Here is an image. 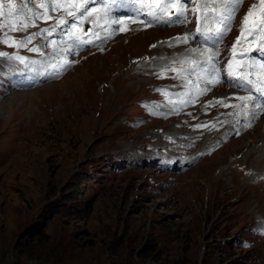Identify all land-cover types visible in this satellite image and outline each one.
<instances>
[{
    "label": "rangeland",
    "instance_id": "obj_1",
    "mask_svg": "<svg viewBox=\"0 0 264 264\" xmlns=\"http://www.w3.org/2000/svg\"><path fill=\"white\" fill-rule=\"evenodd\" d=\"M176 33L128 34L0 102V264H264V120L185 174L130 165L174 128L146 119L135 61Z\"/></svg>",
    "mask_w": 264,
    "mask_h": 264
},
{
    "label": "snow or ice",
    "instance_id": "obj_2",
    "mask_svg": "<svg viewBox=\"0 0 264 264\" xmlns=\"http://www.w3.org/2000/svg\"><path fill=\"white\" fill-rule=\"evenodd\" d=\"M264 3V0H261ZM30 4H35L34 10L29 7ZM193 0H160L159 3H154L153 0H43L37 3L36 0H23L22 5L17 11H12L15 8L12 0H8V19L15 18L19 23L16 25L0 24V44H5L7 47L13 48L15 54L7 52H0V63L8 65L9 71L12 66L23 65L25 71H33L38 75H44L43 72L38 71V68H43L45 65L51 68L58 76L63 70L71 66L67 55H76L79 49L84 44L93 43L91 38L85 39L79 35L74 34V30L83 22L93 24L98 30H103L104 27L118 25L124 19L135 20L140 19L145 27H152L155 25H187L189 23V15H195L196 8H191ZM243 4V0H201L199 7L203 9L200 13V19L203 23L198 25L195 34L192 31L186 33L183 37H176L169 47L179 44H187L189 40L199 38L198 43L213 42L215 45V53L208 54L206 59L201 60L209 49L201 50V48H192L187 55L173 60L169 64L164 65L157 71L158 78H163V75L169 71L177 72V68L183 69L178 72L174 79H183L184 86L193 84L191 77L196 78L194 87L199 86V82L203 81L204 87L200 88L197 95H202L210 91L208 85L213 87L221 83V69L219 68L220 61L217 58L219 54V43L222 42V37L231 30L232 22L239 7ZM211 5V10L209 11ZM97 6L102 8V13L93 16L96 12ZM3 7L2 0H0V8ZM173 7L176 11L169 14V8ZM43 9L44 11H40ZM63 9L59 18L50 16L48 13H55ZM123 11L127 13L126 16H115L114 12ZM3 13H0L2 16ZM252 16L250 11L241 21L242 29L248 25L249 17ZM72 17L71 21L67 18ZM47 19H56V23L50 25L48 28L33 32L23 38L16 40L11 37V31H27L29 27H35L37 21H44ZM218 25V27H212ZM256 30L252 33L254 37L261 38V45L257 51L264 54V11L260 13L259 22L255 25ZM113 31H119L118 27H113ZM55 34L56 39L50 37ZM97 35L99 32L96 33ZM106 38V37H105ZM40 39V43L32 44L34 40ZM11 41V42H10ZM32 44V47L29 45ZM49 46L53 47V54L45 56V52ZM63 46L60 51L59 61L53 63L57 54V47ZM152 47H156L153 45ZM21 49H27L29 52L38 54L43 58L42 61L30 60L25 56L20 55ZM251 63L249 70L243 73V76L234 75L231 71L232 65L228 63L224 69L227 79L224 82L229 83L230 87H237L240 90L246 91L248 95L236 97L240 103L233 105L237 111L244 112L251 106V111L246 112V119L251 116L255 119L258 111H264V77L258 79H251L253 75L252 69L259 68L264 71V63H258L256 59L250 58ZM184 65H192V67L184 69ZM179 95V94H178ZM189 95L187 101L183 103H193L194 99ZM222 106L227 107V104ZM180 109L173 106L171 111L178 112ZM153 115L157 114L155 111ZM247 123H251L248 120ZM247 126V125H245ZM200 127V126H197Z\"/></svg>",
    "mask_w": 264,
    "mask_h": 264
},
{
    "label": "bare ground",
    "instance_id": "obj_3",
    "mask_svg": "<svg viewBox=\"0 0 264 264\" xmlns=\"http://www.w3.org/2000/svg\"><path fill=\"white\" fill-rule=\"evenodd\" d=\"M235 26H236V25H234V28H235ZM234 28H233V29H234ZM159 30H161V29H158V31H159ZM256 54H257V52H256ZM256 60H257V62H258V61H262V63H264V59H261V58H257V57H256ZM87 62H88V61H87ZM258 69H259V68H258ZM52 84H56V83H52ZM52 84H50V85H52ZM50 85H49V86H50ZM47 87H48V86H47ZM44 88H45V87H44ZM38 90H40V89H36V90H34L33 92H36V91H38ZM33 92H32V93H33ZM17 93H18V92H17ZM249 134H250V133H249ZM243 137H244V136H243ZM238 139H241V138H238ZM263 146H264V145H263ZM262 150H263V149H262Z\"/></svg>",
    "mask_w": 264,
    "mask_h": 264
},
{
    "label": "trees",
    "instance_id": "obj_4",
    "mask_svg": "<svg viewBox=\"0 0 264 264\" xmlns=\"http://www.w3.org/2000/svg\"><path fill=\"white\" fill-rule=\"evenodd\" d=\"M79 181H80V179H79ZM43 228H45V226Z\"/></svg>",
    "mask_w": 264,
    "mask_h": 264
}]
</instances>
